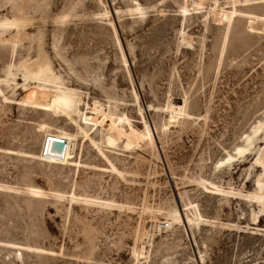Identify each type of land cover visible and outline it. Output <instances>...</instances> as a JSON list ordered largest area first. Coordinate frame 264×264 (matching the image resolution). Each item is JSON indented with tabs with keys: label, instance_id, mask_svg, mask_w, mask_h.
<instances>
[{
	"label": "rangeland",
	"instance_id": "1",
	"mask_svg": "<svg viewBox=\"0 0 264 264\" xmlns=\"http://www.w3.org/2000/svg\"><path fill=\"white\" fill-rule=\"evenodd\" d=\"M184 2L0 0V264H264V0L234 1L221 57L230 0ZM41 52L54 82L22 87Z\"/></svg>",
	"mask_w": 264,
	"mask_h": 264
},
{
	"label": "bare ground",
	"instance_id": "2",
	"mask_svg": "<svg viewBox=\"0 0 264 264\" xmlns=\"http://www.w3.org/2000/svg\"><path fill=\"white\" fill-rule=\"evenodd\" d=\"M234 1L235 0H230L232 8L229 11H224V10H222V8H219V9H214L215 7L211 8V10L214 11V19L216 21H218V22H224L223 33H222V36H221L220 57H221V54H222L224 46H225L224 44H225V41H226V37L228 36L227 33H228V30H229L230 20L232 19L231 17H232L233 12H234V8H233L234 7L233 6L234 5ZM193 3H194V6L196 8H198V7H201L204 4H206L207 0H193ZM188 7H189L188 0H185L181 11H185L186 8H188ZM134 10H136L137 12H141V8H140V6L138 4L135 6ZM246 24H247L246 25L247 28H250V29H253V30H264V21L261 18H259V17L256 18V19H251L250 18L247 21ZM8 25H10L9 22L0 23V27L1 28H6ZM182 39H183V41L185 43H189V41H190V38H188L185 35H183ZM23 66H24L23 67L24 71L22 72V77H23L22 78V80H23L22 87H25V86L28 85V79L29 78H37L39 80L44 79V80L49 81L51 83H53L54 80H55L54 73L49 70L48 59H47L46 54L44 52H41L39 59H37L35 61L25 62V63H23ZM14 70L17 71L16 69H14ZM5 71H6V72H4L5 75L2 78H0V80L5 82L6 84L10 85V83H9V80H10L9 79V75L12 72L11 71V66L8 65ZM11 81L16 83L15 82V78H11ZM75 95H76L75 92H73V91H71V90H69V89H67L65 87L62 88V89H59V92L56 94V98L54 100V108H55V110H58L59 108H68L69 105L72 103L73 98H74ZM182 100L183 101L180 104V100H178L176 102V101L173 100V98H171V96H168L164 108L168 111V114H169V116H168V123L169 124H175L177 117L180 116V115L185 114L186 100L185 99H182ZM91 110H92V112H94L96 114H103L104 113L102 105L96 100L93 101ZM261 122H259V123L257 122L258 125H256V126L254 125L255 127H253V129L251 130V132H250L251 134L254 135L255 132L263 126L264 121L262 123ZM251 136L248 135V138L251 137ZM47 137H52V136H47ZM248 138H247V140H248ZM44 145H45V143H44ZM243 151H244L243 146L239 147V148H236L235 155L227 153L225 155V157H223L220 160H218L216 162V164H214V165H216L218 167V165L221 164V163L225 162V164H226V162L231 161L234 157H238L239 155H241L243 153ZM63 153H64V150H63ZM54 158H56V157H54ZM61 158H56V159H61ZM255 162L260 163L263 166V171H264V147L262 149H260V151L258 152L257 157L255 158ZM263 183H264V172L262 173L261 176H259L257 178V188H256V191L253 194L254 196L259 197L262 194ZM263 208H264V200H261L260 201V209H259V211L262 210ZM250 216H251L252 220H255L256 217H257V212L256 211H252ZM188 221L190 223H193L196 226L199 223V219L196 216H194L193 218H188ZM139 253L143 254L144 253V248H141ZM200 258L202 259V257H200Z\"/></svg>",
	"mask_w": 264,
	"mask_h": 264
},
{
	"label": "water",
	"instance_id": "3",
	"mask_svg": "<svg viewBox=\"0 0 264 264\" xmlns=\"http://www.w3.org/2000/svg\"><path fill=\"white\" fill-rule=\"evenodd\" d=\"M64 145L65 143L61 139L47 137L45 140L43 154L46 156L61 158L63 156Z\"/></svg>",
	"mask_w": 264,
	"mask_h": 264
}]
</instances>
